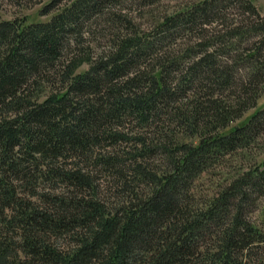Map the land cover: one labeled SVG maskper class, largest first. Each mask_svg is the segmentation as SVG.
I'll return each instance as SVG.
<instances>
[{
	"label": "trees",
	"instance_id": "obj_1",
	"mask_svg": "<svg viewBox=\"0 0 264 264\" xmlns=\"http://www.w3.org/2000/svg\"><path fill=\"white\" fill-rule=\"evenodd\" d=\"M126 1L159 0L0 17V264H264V156L202 200L193 190L264 126V106L231 124L264 89V16L251 0H198L144 29ZM239 6L249 28L227 24ZM100 17L109 39L92 51ZM182 28L200 40L170 58ZM249 31L263 37L239 47ZM173 121L194 140L172 138Z\"/></svg>",
	"mask_w": 264,
	"mask_h": 264
},
{
	"label": "rangeland",
	"instance_id": "obj_2",
	"mask_svg": "<svg viewBox=\"0 0 264 264\" xmlns=\"http://www.w3.org/2000/svg\"><path fill=\"white\" fill-rule=\"evenodd\" d=\"M50 1L51 0H0V17L2 19L26 17L29 21H45L52 13L57 10V8H60L64 3L60 2L48 9L47 6L48 4H50ZM196 1L198 0H159L156 4L151 5L156 8L155 11L151 9L153 7L138 8L137 2L131 3L130 1H126L125 3H123V8L124 10H128L130 16H132L133 21L137 26L145 29L148 27L151 20L155 18V14L159 15L166 11L170 12L177 7L188 5L189 3ZM251 1L255 5L260 16H264V0ZM226 11L227 12L225 13V15L228 19L227 24H231L232 22H234L233 25H235L236 22L240 23L241 21H243V28H249V26L251 25L252 21L250 20H252V17L248 16L246 13H243L241 6L227 9ZM94 22L95 23L93 24V26H95V28L92 27V33L87 36L88 39L91 40L89 48L92 51H97L108 43L107 41L109 39V34L108 29H103L105 24L104 17L97 18L96 20H94ZM206 28L219 29L221 28V26L217 22L210 24L209 27ZM198 32L199 31L188 32L185 31L184 28H182L181 31L172 34V37L166 43L167 47L164 51H168L167 54H169L170 58L186 55L187 52H189L190 47L193 46L198 40H200L197 36ZM250 32L251 31H249V35H247L249 37L247 41L239 45V47H244L251 40H256L257 38L263 37V34H261V32L257 34H255V32ZM229 38V35H225V37H222V39L224 40H228ZM230 50L231 47H229L228 49H223L220 52H229ZM86 67L87 65L85 63H82L76 68V71H82L86 69ZM239 69L242 68L239 67ZM243 73L244 72L241 71V74ZM236 75L238 76L239 74ZM262 80H264V78ZM226 93L227 90L224 91V94ZM218 95L220 94L218 93ZM221 98H223V100H226V95H224V97L221 96ZM262 106H264V89L260 90L255 104H249L248 106H246L244 113L240 117L233 119L231 121V124H236L245 115L252 113L256 107L260 108ZM169 129H171V132H168V134L173 135L172 138L177 139L179 142H189L194 140V138H192L193 135H191L193 133L182 132L180 126L177 125L175 121L169 124ZM258 130L259 133L257 137L255 138V140L250 142L248 147L229 154V156L225 158L222 164L217 166L215 169L202 174L199 177L193 189L196 198L202 200L205 196L217 192L221 188V186L225 184V182L230 180V177L235 175L241 169H245L254 162L260 160L264 156V126L260 127ZM151 133L152 132H149L148 134ZM126 144H120L119 148H128L129 145L128 143ZM97 177L99 178L98 182L100 184V189L102 190V193L105 194L106 200L112 204L120 201L122 194L120 189L114 186L115 181L113 180L112 182L110 177H108L106 174L100 175L99 172Z\"/></svg>",
	"mask_w": 264,
	"mask_h": 264
}]
</instances>
